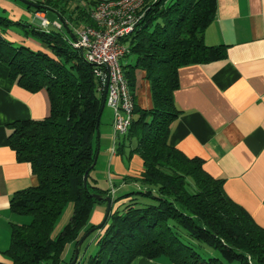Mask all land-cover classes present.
Instances as JSON below:
<instances>
[{"label": "trees", "instance_id": "16d2710c", "mask_svg": "<svg viewBox=\"0 0 264 264\" xmlns=\"http://www.w3.org/2000/svg\"><path fill=\"white\" fill-rule=\"evenodd\" d=\"M103 1L111 0H33L36 7L22 3L34 13L54 11L60 28H37L0 15V61L27 90L44 88L50 102L48 116L15 121L9 135L17 157L30 163L38 180L11 201L13 212L28 217L12 226L4 252L11 264H59L65 246H76L89 227H96L87 228V223L95 203L103 199L94 198L91 188L103 190L91 185L88 176L95 166L104 77L73 45L72 27L95 26L90 11ZM215 12L216 0H145L136 27L121 39L128 48L120 64L133 93L134 116L116 151L122 153L128 141V155L142 160L141 173L132 179L140 188L111 199L98 251L88 264H131L137 257L166 258L171 264H264V228L225 194L223 179L208 174L202 159L185 155L168 141L179 114L173 98L179 68L226 56L225 45L203 41ZM9 27L20 29L45 51L16 45L4 35ZM136 69L149 82L148 109L135 103ZM100 120L101 115L99 125ZM68 202L73 203L70 218L51 238Z\"/></svg>", "mask_w": 264, "mask_h": 264}, {"label": "crops", "instance_id": "0c3cea01", "mask_svg": "<svg viewBox=\"0 0 264 264\" xmlns=\"http://www.w3.org/2000/svg\"><path fill=\"white\" fill-rule=\"evenodd\" d=\"M0 14L12 20L26 16L40 26V17H47L46 11L34 13L19 0H0ZM12 29L7 28L4 34L9 40L45 51L20 29ZM203 41L209 46L225 45L226 56L179 68V83L173 93L179 114L168 141L185 155L202 159L208 174L223 179L225 194L264 228V0H216L215 16L203 31ZM135 77V103L148 109L152 106L149 82L143 70L136 69ZM49 112L47 91L27 90L0 61V264H11L4 252L11 242L13 224L28 221L27 216L11 210L12 198L38 183L30 163L19 159L9 144L12 123L42 119ZM110 112L103 118L104 125L103 111L101 114L97 160L88 181L103 190L91 188L93 193L108 196L110 178L115 186L113 200L140 188L132 179L141 173L142 160L137 154L128 155V141L122 153L111 150L114 134ZM106 206L104 199L95 203L89 224L102 222ZM72 246L74 243H69V248ZM131 264L171 263L166 258L137 257Z\"/></svg>", "mask_w": 264, "mask_h": 264}, {"label": "built area", "instance_id": "2783aa9c", "mask_svg": "<svg viewBox=\"0 0 264 264\" xmlns=\"http://www.w3.org/2000/svg\"><path fill=\"white\" fill-rule=\"evenodd\" d=\"M144 1H103L90 11V17L95 26L72 27L75 34L73 45L82 50L86 61L95 67L96 75L104 77V83L108 75L105 104L113 112L112 151H115L118 140L127 134L134 116L133 93L120 64L121 58L128 53V48L121 39L129 35L136 27L142 16L139 10ZM40 24L43 28L50 25L56 28L61 27V22H49L45 17H40ZM112 185L111 183V187Z\"/></svg>", "mask_w": 264, "mask_h": 264}, {"label": "rangeland", "instance_id": "374dc122", "mask_svg": "<svg viewBox=\"0 0 264 264\" xmlns=\"http://www.w3.org/2000/svg\"><path fill=\"white\" fill-rule=\"evenodd\" d=\"M31 1H33V0H31ZM46 12H47V17L46 18L49 20V22H53V18H57L58 21H60L59 18L56 16V14L53 11L48 10ZM25 17L21 18V22L22 23H30V25H32L33 27H37V28L41 27L39 24L33 22L32 18L29 21L30 18L29 17L25 18ZM13 29H14V27H13ZM13 29H12V31L18 30V28L14 29V30ZM7 33L8 32H6V34ZM5 36H7V35H5ZM16 45H18V43ZM133 60H135V57L131 56L130 57V61H133ZM105 105L106 106L104 107L103 114H102V121H101L103 123V125L105 123L103 118H106L107 115H110V113H111L110 112L111 108L107 104H105ZM111 111H112V109H111ZM110 127H112V123H111ZM112 131H113V127H112ZM96 150H97V148H96ZM108 181L110 183V193H109L110 195H108V196L112 197L113 193L115 191V186L112 185V187H111L112 180H110V178L108 179ZM122 191H123L122 189H119L120 193H122ZM72 211H73V203L72 202H68L65 205V207L63 208V210L61 211V213H60L59 217L57 218V220L55 221V224H54L53 229L51 231V238H56L57 237V235L60 233V231L62 230V228L64 227V225L68 221V219L70 218V215H71ZM90 225L91 224H89V220H88L87 226H90ZM89 229H90V227H89ZM99 232H100V229H98L97 231L95 229L90 235H88L86 237V239L84 240V242L82 243V246L80 248L77 264H88L86 262V260L89 258V256H91V255L93 256L98 251L97 240H98V235H99L98 233ZM74 250H75V246H72V247L69 248V243H68L65 246V249H64L63 254H62V260H61V262L59 264H70V262L72 261V257L74 255ZM201 251L203 252L202 248L199 249V252H201Z\"/></svg>", "mask_w": 264, "mask_h": 264}, {"label": "water", "instance_id": "95a60500", "mask_svg": "<svg viewBox=\"0 0 264 264\" xmlns=\"http://www.w3.org/2000/svg\"><path fill=\"white\" fill-rule=\"evenodd\" d=\"M20 2L26 4V5H29L31 7H36L38 6L35 2L31 1V0H19ZM107 85H108V75L106 77V80H105V83H104V89H103V94H102V101H101V105H100V110H99V116L97 117V137H99V119H100V115L105 107V100H106V92H107ZM99 144V143H98ZM97 154H98V149L96 150V153H95V156H94V160H93V164L92 166L95 165L96 163V160H97ZM86 179H87V172L84 174V177H83V183L84 185L86 184ZM92 196L96 199H104L107 203V206H106V210H105V213H104V217H103V220L102 222L97 225L96 227H92L90 229H88L77 241L76 243V246H75V250H74V255H73V258H72V261L70 262V264H77V261H78V256H79V251H80V248L82 246V243L84 242V240L86 239V237L88 235H90L95 229H100L102 228V226L104 225L105 223V220L110 212V209H111V197L110 196H102L100 194H97V193H93Z\"/></svg>", "mask_w": 264, "mask_h": 264}]
</instances>
